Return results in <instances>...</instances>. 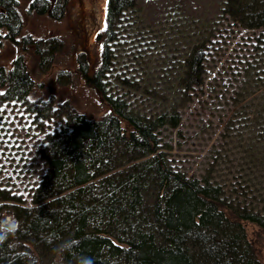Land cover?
<instances>
[{
	"label": "trees",
	"instance_id": "1",
	"mask_svg": "<svg viewBox=\"0 0 264 264\" xmlns=\"http://www.w3.org/2000/svg\"><path fill=\"white\" fill-rule=\"evenodd\" d=\"M133 2L106 0L97 67L90 70L80 60L73 72L59 71L61 80L63 74L66 80L82 78L111 109L98 117L70 110L69 121L39 147L47 168L33 190V204L9 206L15 235L0 244V264H264L244 226L247 221L264 230V37H257L262 54L247 61V77L237 91L241 101L247 98L234 112L239 125L233 134L242 155L236 181L226 187L209 173L187 175L170 163L159 128L176 126L181 117L169 101L145 113L108 89L109 44L120 15ZM221 5L243 26H264V0H223ZM28 10L44 14L48 1L32 0ZM21 29L18 0H0V46L5 38L23 49L33 45L38 65L47 68L62 42L36 40L21 35ZM196 41L173 74L174 97L201 80L204 41ZM33 85L22 52L10 67L0 65V99L28 102L40 111L49 104L29 99ZM8 197L0 192V199Z\"/></svg>",
	"mask_w": 264,
	"mask_h": 264
},
{
	"label": "rangeland",
	"instance_id": "2",
	"mask_svg": "<svg viewBox=\"0 0 264 264\" xmlns=\"http://www.w3.org/2000/svg\"><path fill=\"white\" fill-rule=\"evenodd\" d=\"M31 1L18 0L21 35L30 34L36 40L57 37L62 48L56 59L42 68L33 45L23 49L5 38L0 46V65L6 68L23 53L34 81L29 99L49 104L38 111V106L31 109L28 102L0 99V192L9 196L0 199L1 218L12 226L15 220L9 206L33 204V190L47 168L39 153L47 136L69 121L70 110L98 117L111 109L79 76L72 75L71 80H66L67 74L62 80L58 77L60 70L73 72L80 60L86 61L90 70L98 66L106 0H47L49 11L44 14L29 11ZM222 1L134 0L118 19L116 37L109 44L113 56L105 79L110 91L124 96L142 112H155L169 101L181 119L176 126H161L159 135L168 143L165 149L172 166L191 176L209 173L227 187L236 181V165L242 155L241 142L233 134L239 125L234 112L247 98L241 101L237 91L246 80L247 61L262 54L257 37H264V26H243L223 11ZM197 39L204 41L201 80L174 97L173 74L190 49L189 43ZM244 226L264 263V230L247 221Z\"/></svg>",
	"mask_w": 264,
	"mask_h": 264
},
{
	"label": "clouds",
	"instance_id": "3",
	"mask_svg": "<svg viewBox=\"0 0 264 264\" xmlns=\"http://www.w3.org/2000/svg\"><path fill=\"white\" fill-rule=\"evenodd\" d=\"M10 235H15V229L10 225L0 224V244H3Z\"/></svg>",
	"mask_w": 264,
	"mask_h": 264
}]
</instances>
